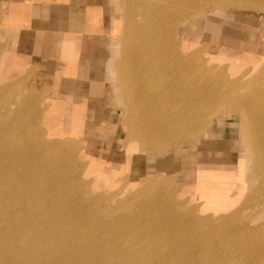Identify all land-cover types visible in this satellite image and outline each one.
Returning a JSON list of instances; mask_svg holds the SVG:
<instances>
[{"label":"rangeland","instance_id":"374dc122","mask_svg":"<svg viewBox=\"0 0 264 264\" xmlns=\"http://www.w3.org/2000/svg\"><path fill=\"white\" fill-rule=\"evenodd\" d=\"M142 1L123 0L118 14H115L116 19H113L118 26L111 33L112 85L119 97L115 115L119 124L117 127H97L96 131L104 130L102 135L96 133L94 137L87 136L91 141L97 139V144L104 141H101L104 146L102 150L96 149L94 143L85 142V136L50 133L42 118L46 99L27 87L25 79H4L0 76V161L4 170L12 175L13 179L9 184L15 185L19 180L24 196L27 197L32 190L35 198L39 197L38 187L41 186L46 197L51 199L45 200L40 209H51L57 218L64 220L66 225L73 226L84 237L77 247L70 249V253L61 247L64 243L75 244L73 239L65 241L66 235L58 233L57 238L55 236L44 240V232H48L45 227H49L52 221L47 214L40 212L32 230L16 228L12 242L5 246L7 255L1 261L4 264H23L24 257L15 256L23 250L28 251L30 256H26L29 259L40 262L32 261L29 264H56L52 260L57 259L60 264H156L159 255H152V251L161 253L165 260L167 251L182 250L185 255L192 250H200V245L187 244L188 247H184L185 233L188 231L193 236H198L199 229L208 230L207 220L211 221L216 233L214 239L226 251V254L219 253L223 264H251V254L244 248L248 245L253 248V244L257 247L264 246V216H257V211L252 210L253 207L264 206V194L260 195L264 175H261L260 167L254 166V160L249 164L247 194L242 196L239 192L233 200L228 199L227 202L223 199L226 192L222 187L227 186L232 192L236 188L229 186L224 175L232 172L236 176L241 174L243 169L238 162L236 166H215L211 164V158H206L210 162H204L194 181L188 177L194 165L186 169L193 158L192 154L196 152L197 144L204 140L211 128L219 132V135L214 136L221 143L220 147L226 148L231 142L232 148L239 151L237 155L243 152L240 150H247L249 154L251 152L242 133L243 120L235 109L238 106L247 111V100L264 97L258 96L260 92H264V8L252 4L246 7L232 4L214 6L208 0H190L187 4L180 5L178 12L172 16H163L157 31L159 42L173 36L170 29L172 32L174 29L179 32L192 19L194 20L188 27L181 30L183 34L198 25L209 31L198 27L197 32L186 35L182 47L178 37L174 38L173 44H160L153 37L154 29H150L149 36L152 40L149 38L151 41L145 46L138 36L130 37L124 27V20L131 19L132 23L140 24L142 30L141 21L147 13ZM217 1L218 4H223L226 0ZM224 28L225 38L219 36ZM236 35L246 36V40L237 45L240 47L238 49L232 44ZM119 43L123 45L121 52H118ZM3 44L0 35V57ZM243 44L255 47V61L244 58L242 61L232 60L219 55L220 46L239 50ZM130 45H134L140 55L148 54L150 72L152 76H158L154 87L159 91L153 96L151 103L147 95H138L133 85V80L138 79L132 78L133 69L125 67L123 57L127 56ZM170 49L173 50L172 53ZM224 51H221L222 54ZM249 51H245V59L249 57ZM164 53L168 55L164 56ZM177 53L189 61L187 68L181 67L182 62L177 59ZM159 60H163L168 68L176 70L160 71L157 68ZM190 62L198 65L199 70L191 66ZM141 65L147 64L141 60ZM180 72L184 73V77H180ZM232 94L238 98L235 104L227 103ZM140 106L154 107L155 117L163 115L158 118L160 120L175 115L173 113L184 112V108L196 115L193 118H197L202 130L198 134L174 140L149 143L136 140L134 142L144 148L142 153L156 152L160 156L167 154L166 167L163 166V161L148 159L149 161H143L140 168L138 164H133L132 173L131 166L128 167L127 163L119 171L107 174L106 170L111 171L112 168L93 155L112 153L115 156L118 147L122 148L119 151L121 157L123 151H126L128 157L141 152L140 148L136 147L134 150L128 146L136 137L135 128L130 134V129L126 126L128 119L140 114ZM138 120L137 118L136 121ZM115 130V137L113 134L107 135ZM111 147L114 150L110 152L108 148ZM9 155L14 156L17 161L12 160ZM181 156L186 157L182 159ZM221 159L230 161L227 157ZM131 160L135 163L133 156ZM192 161L193 164L195 160ZM182 166L186 171H181ZM250 195L254 198L251 205L246 202ZM245 204L248 205L247 208ZM21 211L23 209L18 210ZM186 212L191 214L187 215ZM1 215L0 213V217ZM194 217L203 220L195 222ZM5 221L7 220H0V224ZM9 224L11 228L16 226L13 220ZM245 224H250L252 228L246 234L241 233V227ZM254 226H262L261 231L254 229ZM151 238L158 239L156 247L148 246ZM161 243L166 244L164 249L158 248ZM138 245H141L140 251L136 248ZM131 248L136 250L135 257L130 254ZM188 258L193 264L196 261L190 256ZM167 262L164 261L163 264ZM173 264L181 262L177 260Z\"/></svg>","mask_w":264,"mask_h":264},{"label":"crops","instance_id":"0c3cea01","mask_svg":"<svg viewBox=\"0 0 264 264\" xmlns=\"http://www.w3.org/2000/svg\"><path fill=\"white\" fill-rule=\"evenodd\" d=\"M115 14L118 13H114L113 0H0V35L4 43L0 76L4 79L21 77L27 87L46 99L42 118L50 133L94 137L96 133H104V130L96 131L97 127H117L119 124L115 116L119 97L112 85L111 33ZM198 27L209 31L204 26ZM224 30L219 32L220 37H226ZM236 37L232 44L238 49L237 45L246 40V36ZM251 45L243 44L239 50L220 46L218 51L219 55L232 60L244 58L252 62L257 50ZM247 49L250 55L245 59ZM216 131L211 128L197 144L196 152L192 154L194 159L191 158L186 167L189 169L194 165L188 174L190 180H196L199 168L210 158L215 166H236L239 151L232 148L231 142H227L226 148L220 147L221 143L214 136L219 135ZM115 132L107 135L115 137ZM88 137L84 138L85 142L94 143L98 150L104 148V141L98 140L101 144H97V139L91 141ZM119 151H122L121 147L117 148L115 156L109 152V155L93 157L112 168L106 170L107 174L119 171L127 163L132 173L133 164L140 168L148 159L163 161L164 167L167 165L164 152V156H160L156 152L145 154L141 151L128 157L123 151L121 157ZM132 156L135 163H132ZM222 157L230 161H224ZM192 160H195L193 164ZM186 169L182 166L181 171Z\"/></svg>","mask_w":264,"mask_h":264},{"label":"bare ground","instance_id":"6f19581e","mask_svg":"<svg viewBox=\"0 0 264 264\" xmlns=\"http://www.w3.org/2000/svg\"><path fill=\"white\" fill-rule=\"evenodd\" d=\"M189 1L190 0H143L142 2H144L143 4L144 11L147 12L144 14V18L141 21L142 23L141 25L143 26V28L141 30V28L139 27L140 24L132 23L131 19H128L127 21L124 20V27L126 30H128L127 34H130V37L138 36L140 38L141 43L145 44V46H148V41L151 39V37L149 36V31L150 29H154L153 37L157 38L156 41L159 42V39L157 37V31L159 28L160 21L163 20V16H172L174 13L178 12L177 10L180 5H185ZM208 1H210V3L213 4L214 6L232 4L235 6L246 7L249 4L250 5L252 4V5H256L258 7L264 8V0H226L223 4H218L217 0H208ZM122 2L123 0H113L114 13H116L121 8ZM193 20L194 19L190 20L186 25L182 26L179 32L176 31V29H174L172 32V29H170L171 34H173V36H169V38L164 39L163 41H160L159 43L160 44L162 43H172L173 44L174 38L178 37L180 38V45L182 44V47H183V43L186 39V35L195 33L198 30V26H195L191 30L185 31L184 34L181 32V30L183 28H187L188 25ZM117 26H118L117 22H114V25H113L114 30H116ZM121 44L119 43L118 45V52L122 50L123 45ZM170 51L171 53L173 52V50L171 49ZM137 52L138 51L134 47V45H130L128 47V54L127 56L124 55L123 57L124 62L126 64L125 67L128 66L130 69H133L134 77L132 75V78L138 79L135 81L133 80V85H134L135 90L138 91V95L140 96L143 94L147 95V99L151 103L153 96L157 94V91H159L158 89H155L154 87L156 86V80L158 76L157 75L152 76L150 72L151 65L149 62V56H147L148 54L144 56L143 53L140 55ZM179 53H182V52L179 51ZM165 54L166 53H164V56L168 55V54L166 55ZM169 56H171L170 53H169ZM176 56H177V59L179 58L178 60L182 62L181 67L184 69L187 68L189 61H186V57L183 59V56L178 53ZM176 56H172V58L175 59ZM180 59H183V60H180ZM141 60H143L145 64L147 65L142 66ZM190 64L191 66H194L195 69L199 70L198 65H194L192 64V62H190ZM157 68L160 71L167 70V71L174 72V70H176V68L175 69L168 68L164 64L163 60L161 61L159 60L157 64ZM179 75L180 77H184V73L180 72ZM127 83H130V82H127ZM258 96L260 97L264 96V92H260ZM230 100H228L227 103L232 102L235 104L238 100L237 95L232 94V97ZM254 100L255 99L247 100V103H248L247 111L241 109L238 106H237V109H235L240 113L241 119L243 120L242 124L244 125L241 127L242 133L244 134V138L246 139V141L248 142L251 148L250 149L251 152L249 154L247 150L246 151L240 150L243 152L239 154L238 156L239 158L237 162L243 169L241 174L236 176V173L229 171L232 173H228L224 175L225 180L228 181L229 186H233L232 188H236L235 191L232 192V191H229V188H227V186L222 187L224 191L226 192L224 193V197H223V199L226 202L228 201V199L233 200L235 196L239 194V192H241L242 196L247 194L248 187H249L247 174L250 169L249 164L251 160H254V166L256 165L257 167H260L262 169L261 175L262 176L264 175V97L263 98L258 97L256 98L255 101ZM161 104L163 105V102H161ZM242 106H244L245 108V105H242ZM138 109H140V114L137 116H134L133 118H130L131 120L128 119L126 121V126L128 127V129H130L129 130L130 134L134 132V128H135L134 135L136 138L132 140L131 143L128 144V146L134 150H136V147H137V148H140L141 151H144L143 147L138 146L137 142L136 143L134 142L136 140H139L142 142H148V143L159 141V140L160 141L174 140L179 137H188V136L194 135L195 133L198 134L202 130V125L199 123L198 120H196L197 118H193L196 115L191 114L189 111L185 110L184 108H182L184 112L173 113L175 115L173 116L169 115V118H163L161 120L158 118L163 117V115L158 116V118L155 117V114H154L155 112L153 110L154 107L144 108L140 106ZM137 118L139 119L138 121H136ZM128 121H132V122L129 123ZM9 156L12 158V160L17 161L15 160L16 158L14 156L12 155H9ZM12 179H13L12 175L10 174L9 171L4 170V166L0 161V213L2 214L0 217V220H7L4 223L0 224V264H4L1 261L7 255V247L5 246L6 244H9L10 242H12L13 234H16V228L25 227L27 228V230L29 229L32 230L34 227L33 225L37 223L36 216L40 212L47 214L48 217H50L52 221L49 227H45V231H48V232L47 233L44 232V240H46L47 238L55 237V236L57 238V236L59 235L58 233H60V234L66 235L64 236L65 241H68L71 239L74 240L75 244L67 245V243H64L61 245V247L66 248V251H68V253H70V249L77 247L80 244V241L84 239L83 235L79 234L80 231L76 232V229L73 226H70L68 224L66 225L65 221L60 218H57L55 216L56 214H54L51 209L49 208L40 209L41 205L44 203L45 200L51 199L50 197H46L45 190H42V187L40 186L38 187L39 197L35 198L34 195L32 196L33 194L32 190L30 191V194H27V197H25L22 188L19 186V180L15 182V185L9 184V182H11ZM43 184H46V182H43ZM263 194H264V185L262 186V188H260V195L263 196ZM253 200L254 198H252V196L250 195L249 198H247L246 202H248V204L250 203L249 205H251ZM247 207L248 205H246V208ZM7 208H9L10 210H7ZM20 209H23V211L18 212V210ZM254 209L257 211L256 212L257 216H262V215L264 216V206L258 207V208L253 207L252 210ZM15 213H18V215H15ZM186 214L190 215L191 213L186 212ZM222 217H225V216H219V218H222ZM248 218L250 221V217ZM11 220H13L16 223L15 224L16 226L13 228H11L9 224ZM198 220L202 221L203 219L202 220L196 219L194 217L195 222H198ZM206 225L209 226L208 230L199 229L198 236L196 235L193 236L188 231L185 233L186 245H184V247H188L187 244H190V246L200 245L201 246L200 250H197V251L192 250L186 253L185 255L182 250L167 251L166 252L167 257L165 260L163 259V256L161 253H154V251H152L151 252L152 255H159V257L156 258V264H163L164 261L167 262V258H169V262H167V264H173L177 260H179L181 264H193L192 261H188L189 256L190 258L196 259L194 264L195 263L196 264H223V260L219 258L220 257L219 253L226 254V251H223L220 246V243L216 239H214L216 233L213 229V226L211 225V221L207 220ZM262 226L264 227V224ZM262 226H258V227L254 226V229L261 231ZM241 229H242L241 233H245V234L252 230V228H250V224L243 225ZM212 232L213 234H210ZM187 235H189L190 238ZM3 242L5 244H3ZM28 242L31 246V242L30 241ZM158 243L159 242L157 238H151V243L148 246L156 247ZM163 244L164 243H161L158 246V248L164 249L166 244L164 245ZM119 247L122 248V246H119ZM136 248L138 249V251H140L141 245H138ZM244 250L251 254V257L249 258L251 259V264H264V246L257 247L253 244V248H251V246L248 245L244 248ZM27 252L28 251L23 250L15 254V256L24 257V260L22 261V263L29 264L34 260L29 259L30 255L27 254ZM130 254H132L135 257L136 250L134 248H131ZM26 255H29V256H26ZM175 258L176 260H173ZM142 259H145V258H142ZM57 260H52V261L56 264H60ZM131 260H134V259H131ZM131 260H129V262H131ZM34 262L40 263L37 260H35Z\"/></svg>","mask_w":264,"mask_h":264}]
</instances>
